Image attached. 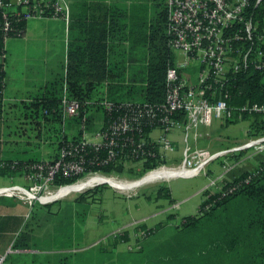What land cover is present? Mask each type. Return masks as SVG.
<instances>
[{
    "label": "trees",
    "instance_id": "16d2710c",
    "mask_svg": "<svg viewBox=\"0 0 264 264\" xmlns=\"http://www.w3.org/2000/svg\"><path fill=\"white\" fill-rule=\"evenodd\" d=\"M150 6L155 14L150 11ZM68 10L65 74L30 99L24 110L25 117L35 120L38 126L50 122V127L56 130L57 153L46 160H56L62 149L77 146L78 155L82 156L88 170L114 171L120 159L145 160L141 163L143 171L161 165L165 158L151 137L154 131L162 130L157 120L144 117L142 134L130 133L135 144L122 146L123 153L105 164L102 161L107 158V149L97 148L91 143L78 146V141L84 134L106 128L118 117L130 115L132 110L124 103L138 105L164 101L167 91L165 72L176 58L169 47L166 1L161 8L155 2L150 5L147 2L124 4L108 0H72ZM5 17L18 31L15 35L14 31H9V34L14 37L22 35L26 19L9 13ZM4 19L0 7V55L5 53ZM252 20L259 27L264 26V2L254 10ZM3 67L2 62L0 110ZM207 82L212 85L207 90L209 99H223L229 107V113L221 118L226 124L246 120L247 136L264 134V111L241 110L243 107H264V71L236 73L223 84L215 82L213 77H209ZM63 90L69 99L80 104L79 115L70 118L79 128L70 137L63 133L68 119L62 107ZM103 100L112 102L113 108L106 109ZM170 116L176 121H185L183 112H174ZM139 139L144 141L141 148L153 155L133 153ZM17 158V163L45 160L38 154ZM75 179L57 178L55 182L66 183ZM222 189L227 191L225 195L219 188L204 191L199 213L184 217L179 226L163 239L148 240L167 225L172 215L153 227L147 223L134 227L139 231L135 234L134 244L119 254L115 264H264V161L254 169L236 175ZM29 236V232L21 231L13 248L31 249ZM116 239V243H120L128 242L132 237L130 231L125 230Z\"/></svg>",
    "mask_w": 264,
    "mask_h": 264
},
{
    "label": "rangeland",
    "instance_id": "374dc122",
    "mask_svg": "<svg viewBox=\"0 0 264 264\" xmlns=\"http://www.w3.org/2000/svg\"><path fill=\"white\" fill-rule=\"evenodd\" d=\"M62 1L68 4L72 0ZM108 1L124 4L147 2L150 5L155 2L163 8L166 0ZM150 11L154 13L151 6ZM141 62L144 63L143 60ZM190 71L191 78H194L197 74L196 67H192ZM185 72L188 70L185 69ZM23 94L17 99H24L26 96ZM13 102L6 101L0 110V188L15 190L11 195H0V253L11 250L7 253L4 264H115L119 254L126 252L128 247L134 244L135 234L139 233L134 227L141 223L153 227L172 215L167 225L148 240L165 238L174 227L179 226L184 217L199 213L204 191L220 188L230 176L254 169L264 158V152L259 151L264 142L243 147L249 139L258 138V135H246V120L226 124L221 118H213L210 127L213 140L210 146L214 148L209 150L210 146L204 145L201 138L197 147L208 149L210 153L223 154L195 175L156 179L127 191L117 189L106 182L99 183L89 188L74 190L59 198L46 200L62 188L88 177L66 183H57L54 180L52 183L37 182L32 185L27 178L28 172L18 164L24 162L17 163V157L25 158L38 154L47 159L57 153L58 136L56 130L50 127V122L38 126L35 120L25 117L23 111L26 109L21 106V101L16 105L12 104ZM63 127V133L68 137L75 134L79 128L73 119H67ZM156 133H152L151 137L160 134L157 130ZM87 135L93 137V133ZM174 139L175 149L161 165L143 171L141 163L145 160L134 162L120 159L114 166V171H100L97 174L132 181L144 177L162 165L178 167L184 158L185 145L192 146V138L189 135V144H186L183 135L180 138L175 135ZM165 187L169 195L166 194ZM15 211L21 212L19 219L11 214ZM125 230L130 231L132 239L116 243L118 235ZM21 231L29 232L32 248L16 253L13 251V243Z\"/></svg>",
    "mask_w": 264,
    "mask_h": 264
},
{
    "label": "built area",
    "instance_id": "2783aa9c",
    "mask_svg": "<svg viewBox=\"0 0 264 264\" xmlns=\"http://www.w3.org/2000/svg\"><path fill=\"white\" fill-rule=\"evenodd\" d=\"M263 2L264 0H166L169 47L180 57H176L174 63L166 69L167 91L164 101L158 104L124 103L132 110L130 115L120 116L106 128H99L93 133L92 138L84 134L82 140L78 141V146L91 143L97 148L104 147L107 149V158L102 161V164L111 162L123 153L122 146L135 144L130 133L142 134L141 122L144 117L160 123L159 128L162 130L154 137V140L164 158H167V154L174 150L168 136V133L174 129H182L185 136L193 133L196 138L209 137L208 130L201 132L199 128L210 127L213 118L220 119L229 113V107L223 99H209L207 90H210L212 85L207 82L208 78L213 77L215 82L223 84L236 73L264 71V26L259 27L252 20L254 10ZM16 6L24 10H19ZM0 7L5 18L2 24L5 43L18 33L6 19L7 13L21 16L23 19L32 16L62 17L68 21L69 18L68 4L62 0H17L15 4L11 0L7 2L0 0ZM9 31L15 33L10 35ZM192 67L197 69L194 78H191L192 74H190ZM185 69L188 72H185ZM62 96L65 117L68 119L77 117L80 110L79 102L69 99L65 90ZM102 103L108 110L114 106L109 100H103ZM241 110L264 111V107H243ZM174 112H183L185 121L179 122L173 119L170 115ZM257 137L255 140L249 139L243 147L264 142V134H258ZM143 144L144 141L139 139L133 153L139 156L153 155L152 152H145L141 148ZM259 151L264 152V145ZM78 153L79 147L76 146L62 149L56 160L45 159L38 163L24 162L20 165L28 172L27 178L32 185H36L37 182L52 183L57 178L64 180L75 177L77 181L98 175L99 170L86 169L84 160ZM221 154L223 153H210L205 148L197 146L191 148L185 145L184 158L180 166L162 165L151 172L163 168H182L188 170L189 173L186 176H192ZM261 161H264V158ZM234 177L230 176L223 185ZM245 182H248V179H245ZM222 186L219 189L225 195L227 191L222 189ZM14 191L10 188H0V195L8 196ZM9 252H11L10 249L0 253V264H4Z\"/></svg>",
    "mask_w": 264,
    "mask_h": 264
},
{
    "label": "crops",
    "instance_id": "0c3cea01",
    "mask_svg": "<svg viewBox=\"0 0 264 264\" xmlns=\"http://www.w3.org/2000/svg\"><path fill=\"white\" fill-rule=\"evenodd\" d=\"M16 1L11 0L13 4ZM16 7L19 10H24L22 7ZM67 49L68 21H65L62 17L37 18L36 16H32L27 18L23 34L9 38L5 43V53L0 55V63H4L2 104L12 100L14 101L12 104L16 105V103H19L18 101H21V106L26 107L30 99L36 97L46 85L57 77L63 76L66 71ZM21 94L26 97L21 100L17 99ZM210 127L199 128L201 132L208 130L209 137L200 136L196 138L193 133H188L185 136L182 129H174L168 133V136L172 140L171 144L173 142L172 145L174 146L176 143V139H174L175 135L179 138L183 135L186 144H189L188 138L190 135L192 138V146L189 144L190 147L197 146L199 138L203 139L204 145L210 146L213 140ZM212 148L214 147L210 146L209 150ZM169 153L167 154V158ZM11 214H14L16 219H19L18 217L21 212L15 211ZM8 231L11 230L8 229ZM13 251L18 253L26 250L14 249Z\"/></svg>",
    "mask_w": 264,
    "mask_h": 264
},
{
    "label": "bare ground",
    "instance_id": "6f19581e",
    "mask_svg": "<svg viewBox=\"0 0 264 264\" xmlns=\"http://www.w3.org/2000/svg\"><path fill=\"white\" fill-rule=\"evenodd\" d=\"M189 172L186 169L182 168H177V169H168V168H163V169H158L156 171L150 172L146 174L144 177L132 180V181H124V180H119L114 177H108V176H103V175H94L91 177H88L78 183H75L73 185L66 186L59 190L57 193L47 197L46 200H50L53 198H59L65 194H69L70 192L74 190H79V189H84V188H89L91 186H94L99 183H109L113 187L120 189V190H133L147 182L154 181L156 179H169L173 178L176 176L180 175H187Z\"/></svg>",
    "mask_w": 264,
    "mask_h": 264
}]
</instances>
